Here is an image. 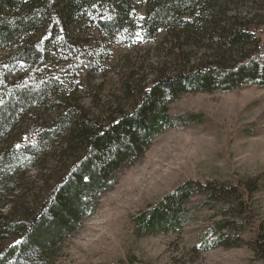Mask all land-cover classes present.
Here are the masks:
<instances>
[{"label":"rangeland","instance_id":"rangeland-1","mask_svg":"<svg viewBox=\"0 0 264 264\" xmlns=\"http://www.w3.org/2000/svg\"><path fill=\"white\" fill-rule=\"evenodd\" d=\"M149 4L148 0H138L134 12L123 17L127 27L123 37L112 39L101 34L93 27L90 15L69 27L74 31L71 37L84 38L72 41L88 47V57L80 71V83L69 87V74L62 76L66 90L58 91L59 100L76 97L90 117L102 121L106 104L128 105L129 90L133 94L140 86L137 83L148 84L158 72H176L184 63L192 66L221 59H225L224 64L232 63L235 47H224L227 38L225 33L223 37L218 34L223 30L219 26L231 16L254 21H259L258 15L264 16V0H213L206 6L218 13L217 20L200 29L195 25L182 28L178 17L187 19L189 11L185 9L194 7V2L187 8L184 3L171 4L172 19L164 23L158 16L152 19ZM148 19L151 25L146 29ZM258 35L264 42L262 29ZM40 36L23 37L19 45L1 49L0 64ZM63 49L57 44L45 49L47 54L40 64L23 60L10 64L7 82L16 84L30 71L43 77L58 64L56 58L66 54ZM66 95L70 98H64ZM45 104L41 100L23 108L6 133L0 134V211L12 219H18L15 211H25L27 203L44 193L65 157L62 144L67 129H54L63 110L59 105ZM169 108L172 116L183 114V122L193 114L196 121L179 123L154 138L144 154L113 174V182L93 201L92 211L78 226L58 244L25 256V264H264L256 249L264 237V85L188 92L171 101ZM75 118L69 116V128ZM45 130L50 132L41 141H30L28 149L16 154L15 146L24 142L27 133ZM187 180L203 185L246 184L252 215L234 218L235 201L216 200L215 194L196 186L187 200L182 196L177 207L163 204L164 217L149 229L146 224L153 207ZM9 196L14 198L12 206L7 203ZM217 219L237 220L240 238L230 246L203 249L202 235ZM5 236L0 238V247L11 238Z\"/></svg>","mask_w":264,"mask_h":264},{"label":"trees","instance_id":"trees-1","mask_svg":"<svg viewBox=\"0 0 264 264\" xmlns=\"http://www.w3.org/2000/svg\"><path fill=\"white\" fill-rule=\"evenodd\" d=\"M136 1L138 0H0V50L19 45L23 37L29 39L36 33L41 34L36 42L24 45L5 63L0 64V134L6 133L19 111L32 102L41 100L46 102L45 105L48 103L57 108L59 105L58 109L63 112L54 129H67V136L62 144L65 157L60 160L54 176L50 177L53 182L47 184L48 188H45L44 193L27 203L25 211H15L19 215L15 214L18 219H12L8 213L0 211V238L4 234L9 237L11 235L10 240L3 242L0 247V264H25V256L34 253L37 255L47 247L61 242L72 228L89 215L93 209V201L110 186L115 172L144 154L151 141L166 129L179 123L187 125L196 121L195 114L188 116L185 122L183 114L170 115L171 101L188 92L228 91L249 83L264 85V42L258 35L261 29L264 31V16L258 15L259 21L231 16L222 26L218 22V26L223 28L220 31L222 34H218H226V49L235 47L236 57L232 63L224 64L225 59L218 60L217 63L192 66L184 63L176 72H158L149 79L148 84H142V81L137 83L140 86L133 94L128 89V105L106 104L102 121L99 120L100 117H90L85 106L76 97L66 95L64 98L70 99L60 98V104L58 91L65 88L62 76L69 74V87L80 83V71L88 57V47L74 44L72 39L76 36L71 37L74 31L69 27L90 15L93 27L101 34L111 36L112 39L116 36L123 37L127 32L123 17L134 12L132 9L135 8ZM189 1L148 0L151 4V17L153 19L158 16L163 23L167 19L171 21V4L184 3L187 8L194 2V7L185 9L189 11L187 19H182V15L178 14L177 23L182 22V28L195 25L200 29L209 24L210 20H217L218 13L206 6L212 4L213 0H191L187 3ZM172 21H176V18ZM150 25L151 19H148L144 28L147 29ZM76 38L77 41L84 39ZM90 42L96 43L93 40ZM56 44L57 47L60 45L64 48L66 54L56 58L58 64L44 72L43 77L39 78L35 71H30L16 84L7 82L10 64L22 60L40 64L38 61L46 57L45 49H52ZM48 96L52 97L51 101L47 100ZM72 114L76 116L75 124L69 128V116ZM49 132L27 133L24 142L18 148L15 146L16 154L28 149L30 141H41ZM85 177L88 179L85 180ZM196 186L202 191H210L211 195L215 194L216 200L229 204L235 201L234 218L252 215L247 198L250 188L246 184L203 185L187 180L153 207L146 224L149 229H153L152 225L164 217L163 204L168 202L169 207H177L182 196L183 200H187L198 189ZM233 196H237L236 199ZM13 199L9 196L7 203L11 206ZM174 222L177 223V220ZM238 228L240 224L237 220H213L202 235L201 247L210 249L232 245L240 238L241 230ZM258 242L256 249L264 257V237Z\"/></svg>","mask_w":264,"mask_h":264},{"label":"snow or ice","instance_id":"snow-or-ice-1","mask_svg":"<svg viewBox=\"0 0 264 264\" xmlns=\"http://www.w3.org/2000/svg\"><path fill=\"white\" fill-rule=\"evenodd\" d=\"M17 147H19V145H18ZM84 179H85V180H87L88 178H87V177H85ZM17 243H19V241H17Z\"/></svg>","mask_w":264,"mask_h":264}]
</instances>
